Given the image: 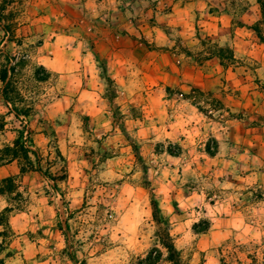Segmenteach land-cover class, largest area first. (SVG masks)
Returning <instances> with one entry per match:
<instances>
[{"label": "rangeland", "instance_id": "rangeland-1", "mask_svg": "<svg viewBox=\"0 0 264 264\" xmlns=\"http://www.w3.org/2000/svg\"><path fill=\"white\" fill-rule=\"evenodd\" d=\"M259 34L258 0H0V264H264Z\"/></svg>", "mask_w": 264, "mask_h": 264}, {"label": "trees", "instance_id": "trees-1", "mask_svg": "<svg viewBox=\"0 0 264 264\" xmlns=\"http://www.w3.org/2000/svg\"><path fill=\"white\" fill-rule=\"evenodd\" d=\"M258 3L260 5L261 14L264 17V0H258ZM259 38L261 41L264 42V36H260V34H259ZM226 49L223 47H216L213 50L206 52L207 53L206 56H208V57L216 56L221 61L231 62V60L234 59L233 54H232V52H230V54H225L224 52ZM6 77H7V69H4V70H2V74L0 76L1 81L5 83V86L2 90V96L4 97V99L8 100L9 82L6 80ZM15 112H16V114L18 113L16 110H15ZM23 114H26V112H23ZM159 239H160L161 243L163 244V246L168 250L169 257L171 258V260H173L175 264H181L180 259L177 256V250L175 249L174 243L170 237L169 232L165 233V235L159 234Z\"/></svg>", "mask_w": 264, "mask_h": 264}, {"label": "crops", "instance_id": "crops-1", "mask_svg": "<svg viewBox=\"0 0 264 264\" xmlns=\"http://www.w3.org/2000/svg\"><path fill=\"white\" fill-rule=\"evenodd\" d=\"M251 1H252V0H251ZM100 2H102V1H100ZM234 57H235V56H234ZM207 58H211V59H212V58H217V57H216V56H211V57H208V56H207ZM231 61H232V60H231Z\"/></svg>", "mask_w": 264, "mask_h": 264}]
</instances>
